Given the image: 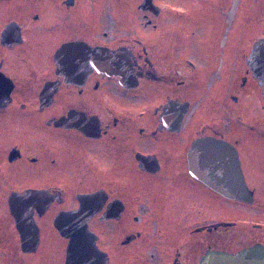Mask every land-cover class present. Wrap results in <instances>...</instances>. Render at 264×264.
Instances as JSON below:
<instances>
[{
    "label": "flooded vegetation",
    "instance_id": "1",
    "mask_svg": "<svg viewBox=\"0 0 264 264\" xmlns=\"http://www.w3.org/2000/svg\"><path fill=\"white\" fill-rule=\"evenodd\" d=\"M261 40L264 0H0V264H67L72 236L75 264L264 248L212 214L264 193ZM80 46L124 54L99 69ZM203 138L235 149L251 204L191 175Z\"/></svg>",
    "mask_w": 264,
    "mask_h": 264
},
{
    "label": "water",
    "instance_id": "2",
    "mask_svg": "<svg viewBox=\"0 0 264 264\" xmlns=\"http://www.w3.org/2000/svg\"><path fill=\"white\" fill-rule=\"evenodd\" d=\"M71 48H76V46L62 47L57 52L58 57ZM78 50L94 55L95 58H91L94 59L93 65L99 69H111L110 67L117 60L116 56L124 54L123 49L109 50L101 47L80 46ZM249 60L254 63V72L264 87V40L253 46ZM188 163L191 175L215 192L228 199L246 204L253 202L252 192L247 189L243 181L236 151L229 143L212 138L197 140L189 149ZM82 227L85 229L84 223ZM57 229L61 231L59 226ZM76 240V237H70L67 264H75ZM200 264H264V248L255 245L236 254L208 253L201 259Z\"/></svg>",
    "mask_w": 264,
    "mask_h": 264
},
{
    "label": "rangeland",
    "instance_id": "3",
    "mask_svg": "<svg viewBox=\"0 0 264 264\" xmlns=\"http://www.w3.org/2000/svg\"><path fill=\"white\" fill-rule=\"evenodd\" d=\"M174 3L178 0H162ZM257 201L253 205H244L236 202H220L219 199L212 201V208L214 212L212 214L220 216L225 220L233 221L236 223L245 224H258L264 226V193L263 191H257L255 194ZM240 226V225H238ZM248 227V225H244ZM251 235L247 233V237L244 238V245H248L251 241ZM264 239V238H262ZM236 243V242H234Z\"/></svg>",
    "mask_w": 264,
    "mask_h": 264
}]
</instances>
